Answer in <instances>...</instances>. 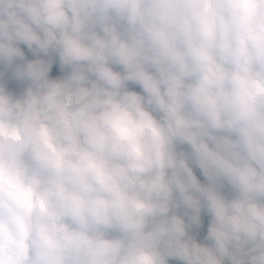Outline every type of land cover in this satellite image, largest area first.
Here are the masks:
<instances>
[{
  "label": "clouds",
  "instance_id": "clouds-1",
  "mask_svg": "<svg viewBox=\"0 0 264 264\" xmlns=\"http://www.w3.org/2000/svg\"><path fill=\"white\" fill-rule=\"evenodd\" d=\"M169 260L264 264V0H0V264Z\"/></svg>",
  "mask_w": 264,
  "mask_h": 264
},
{
  "label": "rangeland",
  "instance_id": "rangeland-1",
  "mask_svg": "<svg viewBox=\"0 0 264 264\" xmlns=\"http://www.w3.org/2000/svg\"><path fill=\"white\" fill-rule=\"evenodd\" d=\"M21 48V51L24 53V55L31 53V51L27 48L26 45L20 44L18 45ZM38 58H45V57H38ZM7 68V65L4 69V79L3 83L5 84V87L8 91L12 92L13 95H20L24 89L28 86L26 81H20L17 80L15 77V69L16 67L10 69L8 72L5 71ZM119 70V69H116ZM67 72V69L61 70L59 67L58 59H56V62L53 64V67L49 73L50 78H58L60 76L65 75ZM136 88H139V86L134 85ZM184 147L187 148L185 145ZM226 194V193H225ZM210 217L205 214L204 212L201 214V225L199 227H196L193 225L190 230L193 234L200 235L201 237L205 238L207 235V227L209 224ZM169 264H172V261L169 260Z\"/></svg>",
  "mask_w": 264,
  "mask_h": 264
},
{
  "label": "trees",
  "instance_id": "trees-1",
  "mask_svg": "<svg viewBox=\"0 0 264 264\" xmlns=\"http://www.w3.org/2000/svg\"><path fill=\"white\" fill-rule=\"evenodd\" d=\"M38 57H43V55L40 54L39 56H37V55H34L32 52L29 53V54H26V55H24V59H23V60L17 58V59L13 62V64H12L10 67L7 66V68H6L5 71L8 72L10 69L16 67L17 65H22V64H24L26 61L34 60V59H37ZM57 59H58V58H57ZM129 90H135V91H137V92H140V91H141L140 88H136L134 85H131V84L129 85ZM185 149H187V148L185 147ZM193 170H194V173L197 175V178L200 179V181H201L202 183L205 182V179H204V177L201 175L199 169L196 168L195 166H193ZM224 193H226V195H229V196L232 194V193H231V190H230V188H229L228 186H225V188H224ZM202 213H203V212H202ZM202 213H201V214H202ZM189 234L192 235V236H194V238L196 239V241H197L198 243H208V241H206L205 238L201 237L200 235L193 234L192 231H191L190 229H189ZM171 261H172V264H181V262L176 261V260H171ZM225 264H227V261L225 262Z\"/></svg>",
  "mask_w": 264,
  "mask_h": 264
}]
</instances>
